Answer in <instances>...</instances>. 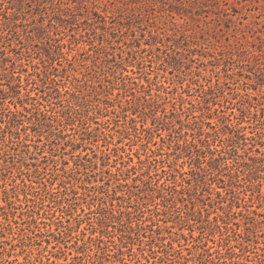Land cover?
Masks as SVG:
<instances>
[{
    "label": "rangeland",
    "instance_id": "rangeland-1",
    "mask_svg": "<svg viewBox=\"0 0 264 264\" xmlns=\"http://www.w3.org/2000/svg\"><path fill=\"white\" fill-rule=\"evenodd\" d=\"M0 264H264V0H0Z\"/></svg>",
    "mask_w": 264,
    "mask_h": 264
},
{
    "label": "trees",
    "instance_id": "trees-1",
    "mask_svg": "<svg viewBox=\"0 0 264 264\" xmlns=\"http://www.w3.org/2000/svg\"><path fill=\"white\" fill-rule=\"evenodd\" d=\"M146 102H148V101H146ZM248 104H250L249 106L252 107V104H251L250 101L248 102ZM75 113H78V111L76 110ZM66 115H67L66 116V120L67 121H69V122L75 121V118L73 117L71 112H67ZM255 115L257 116V114H255ZM50 118H52V119L54 118L55 119L56 117L50 116ZM203 135H204V138H200L201 145H198L196 143H191V145H188V143L186 144V147L190 148L189 149L190 153H192V150H191L192 147H194L196 149V151L201 153V154H206V153L213 152L211 147H212L214 141L212 142L211 139H210L211 134L210 133L201 132L200 136H203ZM129 159H131V158H129ZM103 160H104V163L102 165L104 167L105 166H110L111 157L109 155H104ZM138 163L141 165V164H144V161L140 160ZM210 163H211V161L208 162V164H210ZM122 164H123V167L122 168H118V171L121 174H123V175L127 176L131 171L136 169V166H131L130 168L126 167L125 162H122ZM246 166H248L249 168L252 167L251 165H249L247 163H246ZM203 169H205V168H203ZM128 179L129 178H125L124 181L126 182V185L130 187L131 185L128 183ZM149 189H150L151 192L154 191L153 188H151V187ZM45 190H47V189H45ZM174 192H175V194L179 193V191L176 190V189H174ZM126 195L128 197H126ZM134 196L135 197L137 196V198H135V200L141 199V200H143V202L145 200H151L153 202H155V200H157L156 196L154 194H152V193H147L145 195H140V194L135 193L133 191H129L127 193H124V195L121 196V197H118L116 194H114V196L111 197V201L110 202H108V201L107 202H103L97 208V211L100 214V223H101V225L107 224L109 220H117V221H119V224L121 226L128 225L127 227L129 228V232L130 233H133V232L136 233V229L131 225L132 224L131 212H129L127 210V207L125 208L122 204H117V205L114 204V199H124V200H128L129 202H132L133 201L132 199H133ZM115 197H117V198H115ZM158 198L162 199L163 203L174 202V196H171V197L167 198L166 196L163 195V193L161 191H159ZM24 200H25L26 203L27 202H34L35 203V200H33L32 198H29L28 195H25V199ZM164 206L168 207L167 205H164ZM139 209L140 208H138V210ZM124 216H126L128 218L127 222H124V220H123ZM91 226H93V225H91ZM139 228H140V226H139ZM108 234H110V233L108 232ZM131 237H132L131 234H129L127 236L126 235H122V239H121L122 243H123L124 239H127V238L131 239ZM218 253L221 254V252H218Z\"/></svg>",
    "mask_w": 264,
    "mask_h": 264
}]
</instances>
